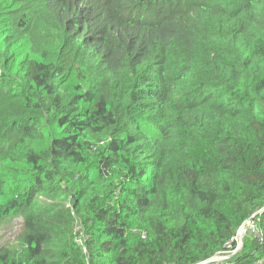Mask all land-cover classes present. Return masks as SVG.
I'll return each instance as SVG.
<instances>
[{"label":"trees","instance_id":"1","mask_svg":"<svg viewBox=\"0 0 264 264\" xmlns=\"http://www.w3.org/2000/svg\"><path fill=\"white\" fill-rule=\"evenodd\" d=\"M263 209L264 0H0V264H264Z\"/></svg>","mask_w":264,"mask_h":264},{"label":"rangeland","instance_id":"2","mask_svg":"<svg viewBox=\"0 0 264 264\" xmlns=\"http://www.w3.org/2000/svg\"><path fill=\"white\" fill-rule=\"evenodd\" d=\"M253 229L256 231L257 224L253 220L248 221L245 226H243L239 231L238 238L240 239L243 237L247 229ZM23 230L22 220L19 217H13L8 219L3 226L1 227L0 231V245L14 240Z\"/></svg>","mask_w":264,"mask_h":264},{"label":"built area","instance_id":"3","mask_svg":"<svg viewBox=\"0 0 264 264\" xmlns=\"http://www.w3.org/2000/svg\"><path fill=\"white\" fill-rule=\"evenodd\" d=\"M239 236V235H238ZM238 236H237V240H238V243H239V245L241 244V242H242V239L240 238H238ZM228 256L226 255V254H220V255H218L217 257H215L213 260H212V262H211V264H219L222 260H224V259H226Z\"/></svg>","mask_w":264,"mask_h":264},{"label":"water","instance_id":"4","mask_svg":"<svg viewBox=\"0 0 264 264\" xmlns=\"http://www.w3.org/2000/svg\"><path fill=\"white\" fill-rule=\"evenodd\" d=\"M263 211H264V209H263Z\"/></svg>","mask_w":264,"mask_h":264}]
</instances>
